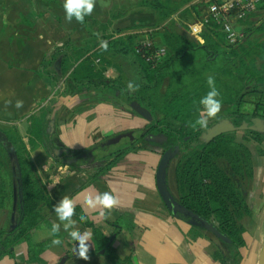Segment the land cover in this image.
Here are the masks:
<instances>
[{
  "label": "trees",
  "instance_id": "obj_1",
  "mask_svg": "<svg viewBox=\"0 0 264 264\" xmlns=\"http://www.w3.org/2000/svg\"><path fill=\"white\" fill-rule=\"evenodd\" d=\"M194 1L140 0L142 7L156 15L161 44L167 50L166 57L156 67L147 64L136 53L140 44L136 34L119 38L110 36L98 42L99 34L94 27L102 28V24L89 16L82 22L93 35L84 42L86 46L76 48L70 42L46 59L42 76L58 83L59 75H68L78 92L102 91L111 94L130 107L134 104L144 108L151 114L152 121L142 130L132 132L134 141L127 138L123 149L120 143L108 146L107 142L112 139L108 138L91 149L78 152L63 149L64 146L55 142L46 125L47 110L40 118L30 119L28 144L14 126H5L11 127L8 130L2 126L7 124L0 123V211L10 209L15 216L13 226L0 229V261L7 256L16 258L15 248L27 243L29 251L25 262L29 264L40 259L53 245V239L39 244L31 241L38 229L50 224L53 206L57 203L40 177L27 145L32 149L42 145L52 158L67 166L69 161L88 155L87 159H81L82 163L80 160L70 166L78 168L84 164L94 170L88 177V185L106 176L130 153L148 146L183 153L193 141H198L199 146L176 168L179 197L172 196L189 212L213 223L227 237L228 241L219 240L224 249L216 246L213 252L220 264H241L240 249L245 247L246 242L242 236L243 228L238 226L234 216L245 207L246 184L253 177L252 154L231 134L222 135L209 144L202 143L199 138L211 125L206 129L193 125L201 115L199 100L209 91L208 76L215 78L222 105L232 109L230 118L236 126H241L250 118L264 119V64L259 69L254 61H250L253 42L246 40L237 48L228 47L222 25L215 21L207 24L203 44L195 43L185 35L181 30L184 22L191 24L195 20L193 11L185 7ZM258 11L264 12V3ZM254 13L239 20L238 24L247 32L263 34L264 23L257 28L252 22L257 16ZM124 33L117 32L118 35ZM104 42L107 43V50L101 46ZM257 50L258 57L264 59V44H259ZM189 61L191 63L187 64ZM109 67L117 69L120 73L118 79L106 77ZM126 72L135 90H130L123 83ZM166 79H169V85L161 92ZM249 106L253 107L251 114L247 112ZM131 113L140 116L135 110ZM152 135H164L168 137V142H146L147 137ZM245 135L243 139L247 142L264 141V135L255 132L247 131ZM56 151L62 155L56 156ZM9 165L13 168L14 177L10 175ZM75 216L82 217L79 209L75 208ZM175 217L191 227L193 238L207 233L204 224L197 218L189 214H177ZM123 218L128 221L131 217L124 215ZM82 224L91 226L86 220ZM93 233L96 251H104L112 264H135L131 258L120 260L100 230L95 229Z\"/></svg>",
  "mask_w": 264,
  "mask_h": 264
},
{
  "label": "crops",
  "instance_id": "obj_2",
  "mask_svg": "<svg viewBox=\"0 0 264 264\" xmlns=\"http://www.w3.org/2000/svg\"><path fill=\"white\" fill-rule=\"evenodd\" d=\"M200 1L185 7L193 11L196 21L208 15V7L204 10L199 6ZM216 1L223 4L229 0ZM126 2L95 0L89 17L102 24V28L94 27L99 34L98 42L110 36L119 38L156 28L158 21L152 11L142 7L140 1L136 2L137 10L129 11L125 9ZM130 6L133 8L132 4ZM200 12L203 15L198 17ZM254 14L257 16L252 22L258 28L264 23V12L257 9ZM175 20L178 21V18ZM236 28L245 35V41L257 34L256 47L264 44V33L247 32L240 25ZM119 31L125 33L118 35ZM92 36L83 23L65 19L63 0H0V123L17 126L28 144L30 119L40 118L47 110L46 125L55 142L64 146L63 149L75 152L91 149L108 138L146 127L147 120L133 115L124 100L102 91L78 92L68 75H59L58 83L42 76V67L50 55L64 49L70 42L76 48H84V42ZM256 57L254 63L261 69L264 59L258 57V51ZM106 77L116 80L120 73L115 67H109ZM17 101H22L20 108L16 107ZM231 113L232 109L222 105L220 113L210 119L208 125L213 126L220 119L232 120ZM238 143L250 150L253 160V177L247 190L251 211L247 224L254 229L248 232L251 236L244 235L243 239L255 242L254 249L257 248L256 256L259 258L264 243V141L243 140ZM28 149H31L30 146ZM31 156L51 198L56 203L64 197L73 198L75 208L92 226H85L80 217L74 215L76 230L92 233L95 229L100 230L120 260L131 258L135 264H220L213 256L212 245L216 242L212 244L208 239L209 232L193 238L191 227L173 216L161 200L156 185L161 148L148 146L130 153L106 176L88 185V177L94 173L92 168L63 165L52 158L42 145L31 150ZM174 161L168 166L167 183L172 195L177 197L178 194L171 189L173 181L177 191L178 163L172 171ZM92 189L99 193L114 190L119 205L107 210L106 217L99 215L100 209L88 210L84 199L88 190ZM124 215L131 218L126 221ZM8 221L9 224L15 222L12 212L1 211L0 229L5 228ZM54 223L59 221L53 213L50 224L33 234V242L54 239L51 235ZM58 234L62 244L49 246L44 255L31 264H112L104 251H96L94 233L93 240L89 242L87 260L74 255V244L62 228ZM18 248L16 258L7 256L0 264H23L19 260L27 258V252L23 250L26 246Z\"/></svg>",
  "mask_w": 264,
  "mask_h": 264
},
{
  "label": "clouds",
  "instance_id": "obj_3",
  "mask_svg": "<svg viewBox=\"0 0 264 264\" xmlns=\"http://www.w3.org/2000/svg\"><path fill=\"white\" fill-rule=\"evenodd\" d=\"M95 7V0H63V9L65 11V19L68 22H72L75 19L77 22H83L85 17L92 14ZM200 31V26H195L192 29V36L197 38V33ZM203 43V41H201ZM107 50V43L104 42L101 45ZM207 86L209 91L206 95L200 98V117L195 121L194 127L199 126L201 129H206L210 119L215 118L221 111L222 100L220 98V92L215 85V78L208 76ZM130 90H135V86L132 83L128 84ZM22 101L16 102V107L20 108ZM120 203L118 197L114 194V190L99 193L94 189L88 190V194L84 199V204L88 210L100 209L99 215L101 217L107 216V210L118 206ZM75 201L73 198L64 197L56 205L53 206V212L57 217L59 223H54L51 228V235L54 237L61 231L67 233L68 239L73 242V253L78 258L87 260L91 242L93 240V233L85 230L83 232L76 230L77 222L73 219L75 215ZM83 221L84 217H80ZM52 244L59 246L62 244L60 238H54ZM92 244V243H91Z\"/></svg>",
  "mask_w": 264,
  "mask_h": 264
},
{
  "label": "water",
  "instance_id": "obj_4",
  "mask_svg": "<svg viewBox=\"0 0 264 264\" xmlns=\"http://www.w3.org/2000/svg\"><path fill=\"white\" fill-rule=\"evenodd\" d=\"M131 109L135 110L142 118L147 120V122L152 121L151 114L145 110L144 108H140L138 106H135L134 104L131 105ZM255 132L261 135H264V119L261 118H252L250 121H244L241 126H236L234 122L230 119H223L219 121L218 123L211 126L207 131L202 133L200 136V141L205 144L211 143L216 138L226 135V134H233L238 132ZM129 138L130 141H134V134L132 132L123 133L120 134L111 140L107 142V145H114L121 142V140ZM146 142H155V143H167L168 137L162 135V136H149L146 139ZM62 153L60 151H56V156H61ZM176 153H174L171 149L165 150L162 154L161 160L158 165L157 174H156V185L157 190L160 195L161 200L163 201L166 208L169 210V212L176 216L177 214H183V215H190L193 218H197L199 221H201L204 224V228L207 232L213 234L218 238V240L222 241H228L227 237L222 235L218 228L211 222H208L207 220H204L200 218L199 216L195 215L192 212H189L186 208L182 207L172 196L167 183V170L170 162L174 159ZM88 155H83L82 157L69 161L68 165L71 166L77 162H79L81 159H87ZM258 264H264V243L259 255V263Z\"/></svg>",
  "mask_w": 264,
  "mask_h": 264
},
{
  "label": "rangeland",
  "instance_id": "obj_5",
  "mask_svg": "<svg viewBox=\"0 0 264 264\" xmlns=\"http://www.w3.org/2000/svg\"><path fill=\"white\" fill-rule=\"evenodd\" d=\"M137 1H140V0H127V2H126V5H125V9H128L129 11H134V10H137L138 9V6H137ZM133 5V8L130 6V5ZM199 6L200 7H203V9L204 10H206L207 9V7L209 6V1L208 0H201L200 1V4H199ZM260 6V5H259ZM208 10V9H207ZM203 14H202V12H200V14H199V16L198 17H201ZM234 27L236 28V26L237 25H239L238 24V22H234ZM146 28V27H145ZM237 29V28H236ZM239 31V30H238ZM138 34H136L137 36H138V40H139V42L140 43H147V42H151V43H154V44H157V46L158 47H164V46H162V40H160V38H161V31H160V28H154V29H152V28H149V29H147V30H141V31H138L137 32ZM257 39H258V36H257V34H253L252 36H251V38H250V42H253V45L251 46V48H250V51H251V55H252V57L250 58V61H255L256 59H257V47H256V42H257ZM228 44V43H227ZM226 44V45H227ZM228 47H231L229 44L227 45ZM232 48V47H231ZM257 61V60H256ZM189 63H191L190 61L189 62H187V64H189ZM123 83L126 85V86H128V84L129 83H131V77L129 76V73H125L124 74V76H123ZM168 85H169V79H166L165 81H164V86H163V88H162V90H161V92H164L166 89H167V87H168ZM253 111V107L252 106H249V107H247V112L248 113H250L251 114V112ZM5 129H8V130H10V126L9 127H5V126H8V125H2ZM12 126V125H11ZM14 128H16L18 131H19V129H18V127L17 126H14ZM20 132V131H19ZM246 134V132H238V133H233V134H231V135H233L234 136V138H235V140L238 142V141H243L244 139V136H246L245 135ZM24 138V137H23ZM245 141V140H244ZM28 142H29V140H28ZM197 141H193V143L191 144V145H189V148H188V150L187 151H185V152H183V153H180V152H176V155H175V157H174V163H173V165H172V171H173V168L175 167V165L178 163V165H180V164H182L184 161H185V158L188 156V155H190L191 154V150H193L195 147H197ZM27 144V143H26ZM120 145L122 146V149L123 148H125L126 146L125 145H127V138H125V139H123V140H121V142H120ZM27 146H30V145H27ZM31 148V147H30ZM33 149H35V148H33ZM32 148L30 149V150H33ZM164 151L165 150H163V149H161V153L163 154L164 153ZM80 163H82V160L80 161ZM10 164H12L11 163V161H10ZM82 165H84V164H82ZM178 165H176V166H178ZM9 171L11 172L10 173V175H11V177H14V175H15V173L13 172V168H12V166H10L9 165ZM249 181L247 182V184H246V190H248V188H249ZM171 189L174 191V192H176L177 194H178V189H177V191H176V187L174 186V183H173V181L171 182ZM247 195H248V191H247ZM178 197H179V194H178ZM247 196H246V199H245V207L243 208H241V211L239 210V212H237V216L235 217L234 216V220H236V222H237V224H238V226H240V227H242L243 228V234H242V236H251V235H248V232H250V231H252L253 229H254V226H252V225H249V224H247L248 223V221L250 220V219H248V216H250V214H251V211L249 210V206H248V203H247ZM8 211V212H11V210L10 209H4V210H1V211ZM1 211H0V213H1ZM13 214V213H12ZM14 215V214H13ZM15 217V216H14ZM10 222L8 221V225H6L5 226V228H2V229H7V228H10V226L12 225L13 226V224L14 223H12V224H9ZM247 234V235H246ZM208 236V239L212 242V244L214 243V242H216L215 244H213L212 245V251L214 252L215 251V247L216 246H218V248L220 247V248H223L224 249V246H223V244H221L220 243V241L218 240V238H215V237H213L212 236V234L211 235H207ZM31 241H32V243L33 244H39V243H34L33 242V235H32V239H31ZM246 242V245H245V247H243V248H241L240 249V253H241V259H240V263L241 264H258L259 263V258L256 256V252L258 251L257 250V248H255L254 249V246L256 245L255 244V242L254 241H252V240H248V238H247V240L245 241ZM20 247H24V246H26V249H23V250H26V252H27V255H28V251H29V249H28V246H27V243H23V244H21V245H19ZM19 246H17V248H15V252L16 251H18V249L20 250V248H18ZM254 252H255V256L253 255L254 254ZM45 253V252H44ZM44 253H43V255H44ZM42 255V256H43ZM41 256V257H42ZM26 258V256L25 257H23L21 260H19V261H21L23 264H26V262H25V260L27 259H25ZM33 263V262H32ZM29 264H31V263H29Z\"/></svg>",
  "mask_w": 264,
  "mask_h": 264
},
{
  "label": "built area",
  "instance_id": "obj_6",
  "mask_svg": "<svg viewBox=\"0 0 264 264\" xmlns=\"http://www.w3.org/2000/svg\"><path fill=\"white\" fill-rule=\"evenodd\" d=\"M208 15L197 20L193 24H186L181 30L195 43H204V30L207 24L215 21L222 25V31L226 35V41L232 48H237L245 42V35L234 27V22L245 19L250 14L257 11L259 5L264 0H229L219 4L216 0H208ZM200 26V31L196 34L197 38L192 36V29ZM203 41V43H201ZM136 53L139 54L147 64L156 67L167 55L165 47H158L154 43H140Z\"/></svg>",
  "mask_w": 264,
  "mask_h": 264
},
{
  "label": "flooded vegetation",
  "instance_id": "obj_7",
  "mask_svg": "<svg viewBox=\"0 0 264 264\" xmlns=\"http://www.w3.org/2000/svg\"><path fill=\"white\" fill-rule=\"evenodd\" d=\"M251 119H252V118H250L249 121H250ZM211 126H212V125H211ZM206 131H207V130H206ZM187 140H188V138H187Z\"/></svg>",
  "mask_w": 264,
  "mask_h": 264
}]
</instances>
